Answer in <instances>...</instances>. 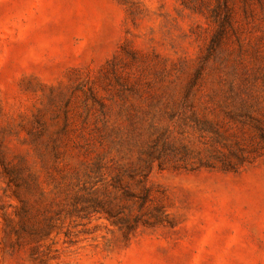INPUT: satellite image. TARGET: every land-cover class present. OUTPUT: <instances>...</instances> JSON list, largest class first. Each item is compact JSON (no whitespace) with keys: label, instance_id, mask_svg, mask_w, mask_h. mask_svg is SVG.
Segmentation results:
<instances>
[{"label":"rangeland","instance_id":"374dc122","mask_svg":"<svg viewBox=\"0 0 264 264\" xmlns=\"http://www.w3.org/2000/svg\"><path fill=\"white\" fill-rule=\"evenodd\" d=\"M0 264H264V0H0Z\"/></svg>","mask_w":264,"mask_h":264}]
</instances>
